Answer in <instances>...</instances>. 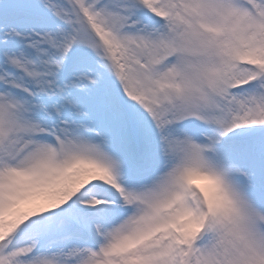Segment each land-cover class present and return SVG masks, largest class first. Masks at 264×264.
Returning <instances> with one entry per match:
<instances>
[{
    "label": "snow or ice",
    "instance_id": "1",
    "mask_svg": "<svg viewBox=\"0 0 264 264\" xmlns=\"http://www.w3.org/2000/svg\"><path fill=\"white\" fill-rule=\"evenodd\" d=\"M0 264H264V0H0Z\"/></svg>",
    "mask_w": 264,
    "mask_h": 264
}]
</instances>
